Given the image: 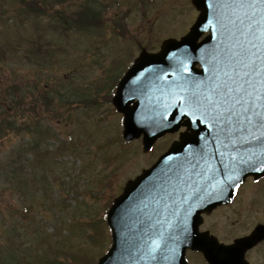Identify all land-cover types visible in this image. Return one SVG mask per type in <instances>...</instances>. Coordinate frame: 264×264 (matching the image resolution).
Listing matches in <instances>:
<instances>
[{
    "label": "rangeland",
    "instance_id": "374dc122",
    "mask_svg": "<svg viewBox=\"0 0 264 264\" xmlns=\"http://www.w3.org/2000/svg\"><path fill=\"white\" fill-rule=\"evenodd\" d=\"M25 1L30 3L0 0V128L7 113L13 118L33 117L31 105L41 88L67 73L77 74L79 86L100 83L102 108L94 119L86 110L73 112L68 119V104L57 98L59 112L41 111L51 136L34 157L20 153L21 144L32 140L30 134L0 129V163L12 160L21 177L15 184L0 176V251L14 242L25 250L40 248L24 259L25 264H54L55 260L98 264L111 245V231L105 223L102 236L99 225L96 229L92 223L106 215L129 179L150 167L178 139L177 134L167 135L147 152L142 138L125 144L122 116L108 101L107 84L142 49L159 50L165 39L186 34L199 11L192 0H97L103 23L87 33L65 19L87 0H46L48 5L56 3L54 9L39 12ZM37 46L49 59L44 73L35 54ZM13 88L18 90L14 99L9 95ZM100 115L106 118L101 120ZM64 142H68L65 150L57 151ZM10 154H15V160H9ZM262 183L249 181L234 203L217 206L202 228L224 241L248 234L252 229L247 225L264 220ZM262 250L264 246L249 259L264 264Z\"/></svg>",
    "mask_w": 264,
    "mask_h": 264
},
{
    "label": "water",
    "instance_id": "95a60500",
    "mask_svg": "<svg viewBox=\"0 0 264 264\" xmlns=\"http://www.w3.org/2000/svg\"><path fill=\"white\" fill-rule=\"evenodd\" d=\"M193 4L200 10V15L190 32L180 40H164L158 53L143 50L120 81L113 99L118 110L124 113V137L132 140L143 134L145 150L151 149L159 137L176 131L182 124L192 132L182 134L181 140L175 142L152 167L127 182L108 211L107 222L113 243L98 264H187L186 250L189 247L203 250L212 264H248L244 259L245 250L264 238V231H253L241 238L245 241V250L241 254L212 258L196 241L201 235L198 230L201 213L229 200L235 191L227 189L220 199L201 197L203 203L196 201L198 206L190 213L181 203L198 188L208 185L210 180L223 177L225 169H230L236 159L258 150L250 137L249 142L245 141L248 132L235 127L228 133L236 141L233 144L218 129L209 128L200 121H196L197 126L193 127L186 116L179 127L176 126L173 93L177 85L184 84L196 91L201 81H207L208 69L213 64L223 65L224 71L231 75L229 57L233 53L241 55L243 48L250 47L252 39L247 27L250 20L246 19L244 11L237 9L225 14L231 21L226 22L228 30L225 31L215 20L208 23L212 20V12L205 0L199 3L193 0ZM252 28L254 30L255 25ZM207 31L209 34L199 41ZM221 79H225L223 74ZM251 131L259 135L256 129ZM193 172L199 174L196 182L188 185L185 191L172 195L173 188L181 183L185 174ZM251 174L264 173L245 168L239 183ZM185 216L192 229V238L176 248L174 260L166 259L174 248L169 238L179 237Z\"/></svg>",
    "mask_w": 264,
    "mask_h": 264
},
{
    "label": "snow or ice",
    "instance_id": "6c2138e0",
    "mask_svg": "<svg viewBox=\"0 0 264 264\" xmlns=\"http://www.w3.org/2000/svg\"><path fill=\"white\" fill-rule=\"evenodd\" d=\"M195 2L199 3L200 0H195ZM205 3L212 12V20H209L208 23L212 24V21L215 20L225 31L228 30L227 23H231L225 14L235 12L237 9L244 11L247 14L246 19L250 20L247 26L252 38L249 41L250 47L243 48L241 55L233 53L229 57L228 67L231 69V75L224 71L223 65L213 64L208 69L207 81H201L196 91H192L184 84L177 85L173 93V104L177 115L173 119H175L177 127L185 116L188 117L189 123L193 127L197 126L196 121H200L209 128L218 129L233 144L236 141L228 136L232 128L246 131L248 137L244 138L245 141L249 142L250 137V141L256 142L258 150L239 157L230 169H225L226 174L223 177L210 180L208 185L198 188L193 195L183 199L181 203L185 206L187 213L198 206L196 201L203 203L201 197L220 199L227 189L238 191L240 174L245 168L264 173V0H205ZM195 15H199V13H195ZM253 25H255L254 30ZM183 70L187 71V68ZM221 74L225 79H221ZM253 128L259 135L251 131ZM169 171L174 170L169 169ZM229 172L231 174H228ZM198 175L195 172L186 173L181 183L173 188L171 194L176 195L185 191L188 185L196 182ZM247 227L254 232L264 231V220L253 221ZM241 235H246V233ZM191 238L192 229L188 225L187 216H185L184 226L179 237L169 238L172 240L174 248L170 250L171 254L165 258L174 260L176 248L181 243H187ZM196 241L212 258L234 256L245 250L243 239L237 237L235 240L224 241L210 229L202 230Z\"/></svg>",
    "mask_w": 264,
    "mask_h": 264
},
{
    "label": "trees",
    "instance_id": "16d2710c",
    "mask_svg": "<svg viewBox=\"0 0 264 264\" xmlns=\"http://www.w3.org/2000/svg\"><path fill=\"white\" fill-rule=\"evenodd\" d=\"M31 4L29 7H32L36 10V12L43 11L42 9H54V1L51 2L48 5V1L44 0L43 3H41V0H28ZM56 1V0H55ZM98 2L97 0H87L86 3L83 5L82 9L74 14L70 15V18H65L68 23L71 22L72 25H75L77 30L81 31H91L95 28V26L102 25L103 18H102V8L100 6H97ZM49 13V12H48ZM43 14V13H42ZM42 16V15H39ZM66 27L63 26L62 30H65ZM88 33V32H87ZM35 54L38 56L39 60H41V66L44 73V70L46 68V65L48 63L46 61H49L47 56L42 53V48L37 46ZM51 60V59H50ZM122 71H119L114 80L110 81L107 85H110L109 90L107 91L108 101L109 103L112 102V96L117 84L118 77L121 75ZM68 74V73H67ZM67 74L62 76H57L55 80L52 82H49L46 86L42 87V92L39 96L35 97L33 100V104L31 105V111L33 112V117L25 118H13L10 116V114H6V116L1 121V128L3 131L7 132H14L17 135H31L32 140L30 142L25 141L20 146V152L23 154H36L38 152V149L40 146H44L46 144L48 136H51V134L48 132V128H46V123L44 124L43 120H45L44 116L41 115V111L45 110L48 113H56L59 112L55 106V100L58 98L62 103L68 104V114L70 115L71 119L73 116V112L78 113L80 110H86V113L93 114V118H95V115L99 113V109L102 108L100 101H99V93L102 92L101 84H86V82L82 83L81 86H79V83L75 80L77 77V74ZM106 82V81H105ZM48 83V82H47ZM15 88V87H14ZM13 88V93H10L9 95H13V99L15 96L17 97L18 90ZM40 90V91H41ZM11 91V90H10ZM22 92V91H21ZM20 92V94H21ZM22 96V94L20 95ZM24 98V96H23ZM22 97L20 100L23 102L24 99ZM103 102H107V97L104 98ZM9 116L11 118H9ZM101 120H104L106 117L104 115H100L99 117ZM120 139V136L118 137ZM24 141V140H23ZM69 142V141H68ZM68 142H64V144L57 146V151L59 149V152H62L65 150L66 145ZM85 144L87 145L89 142V136L85 138ZM15 155V154H14ZM13 154L9 155V160L13 159L15 160ZM35 156V155H34ZM12 160H10L7 164L3 162V164L0 163V176L5 177L6 180L9 182L12 181L13 183L16 182V179L19 178L18 173V165L13 166ZM105 216L102 217L98 223H92L93 226L97 229V225H99V230H101V235H105ZM15 230V228H14ZM15 241L18 239V236L14 234ZM26 244V243H25ZM25 244L22 243L24 246ZM33 247L35 245L32 244ZM37 249H40L37 247ZM36 249V250H37ZM36 250L28 249L25 250L23 248H19L17 244L10 245L9 247H6L2 251H0V264H25L24 259H27V256L34 255ZM74 255V254H73ZM76 255H74L75 257ZM55 263L63 264L62 262H58L55 260ZM54 263V264H55ZM68 263V262H67Z\"/></svg>",
    "mask_w": 264,
    "mask_h": 264
},
{
    "label": "flooded vegetation",
    "instance_id": "af4514ba",
    "mask_svg": "<svg viewBox=\"0 0 264 264\" xmlns=\"http://www.w3.org/2000/svg\"><path fill=\"white\" fill-rule=\"evenodd\" d=\"M184 129V128H183ZM181 130L180 131H178V132H176V133H174V134H177V136H178V138L180 137V134H181ZM177 139V137H175L174 138V140H176ZM173 140V141H174ZM172 141V142H173ZM252 182V183H254V184H260L261 182H263L264 181V177H260V178H255V177H250L249 179H247V181H246V183L241 187V189H243L245 186H246V184L248 183V182ZM240 189V190H241ZM261 189L262 190H264V183H262V185L260 186V191H261ZM250 205H252V204H250ZM205 216V219H206V217H207V215H204ZM201 230H205V229H203L202 228V226H201ZM211 230V229H210ZM212 232V231H211ZM213 233V232H212ZM260 246H264V241H262L261 243H259V244H257L255 247H253L252 249H250V250H248L247 252H246V257L248 258V260L250 261V263L251 264H255L251 259H249V255H252V254H254L255 252L257 253L258 251V248L260 247ZM261 255H264V250H262V252L260 253ZM188 258H189V264H211L209 261H208V259H206L205 257H204V255L201 253V252H198V251H193V250H189L188 251Z\"/></svg>",
    "mask_w": 264,
    "mask_h": 264
}]
</instances>
